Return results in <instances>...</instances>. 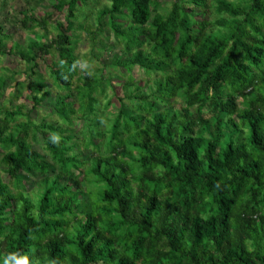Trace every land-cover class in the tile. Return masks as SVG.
Returning <instances> with one entry per match:
<instances>
[{"label": "trees", "instance_id": "trees-1", "mask_svg": "<svg viewBox=\"0 0 264 264\" xmlns=\"http://www.w3.org/2000/svg\"><path fill=\"white\" fill-rule=\"evenodd\" d=\"M56 1L66 15L50 41L10 45L0 24V57H21L34 107L51 95L36 71L44 57H57L49 76L66 91L55 97L60 122L0 108V166L11 181L0 172V264L12 253L39 264H264V0H214V21L196 18L209 0H174L167 13L154 0H110L99 28L105 21L126 55L113 66H139L154 86L142 92L129 77L135 104L120 99L108 135L89 130L88 167L65 132L76 103L83 119L98 115L105 82L92 72L76 80L69 33L88 0ZM47 17L22 21L47 27ZM4 85L0 75V97ZM179 96L185 106L174 107ZM39 135L47 154L32 144ZM30 176H41L35 198Z\"/></svg>", "mask_w": 264, "mask_h": 264}, {"label": "rangeland", "instance_id": "rangeland-1", "mask_svg": "<svg viewBox=\"0 0 264 264\" xmlns=\"http://www.w3.org/2000/svg\"><path fill=\"white\" fill-rule=\"evenodd\" d=\"M154 1L159 3L158 9L162 13H167L174 2V0ZM185 1L188 6L195 7L193 4H189L190 0ZM56 3V0H0V24L10 36L9 44L18 43L21 48H25L30 40L46 42L54 39L57 34L55 23L58 21L64 22L66 15V11H60L55 8ZM208 3L209 7L206 9L196 6V18L198 20L214 21L219 18L215 11V1L209 0ZM109 5L110 0H88L86 4H81L75 28L69 33L77 42L75 49L79 66L77 82L83 81L84 76L89 72L95 73L99 80L101 77V80L105 82V93L95 94L100 101L99 110L97 111L98 115L83 119L79 111V103H76L77 114L73 118L74 124L69 131L65 132L66 136H73V140L69 143V145L74 146L71 154L79 153L81 160L87 163V167L90 165L93 151L92 147L86 146L89 142V130L92 129L93 132H101L108 135L112 124L111 120L119 109L120 99H123L131 107L135 104L134 99L127 97L130 89L125 85L130 79L129 77L132 76L134 79L136 84L134 88L141 86L142 92L150 93L151 87L154 86L155 77L146 76L145 71L139 66H135L130 73L126 72L123 67L115 68L113 66L112 61L114 62L118 56L125 58L126 55L124 54V42L115 35L105 21H103L102 28H99L98 16L100 10ZM26 13L35 14V16L40 18L39 20L48 18L47 16L50 14L49 25L43 27L29 22L26 27L22 21ZM120 21L124 22L125 28L132 26L128 17ZM55 67H57V57L55 55H49L40 60V65L36 71L46 79L51 89V95L40 106L35 108L33 101L29 99V76L21 57L17 53L0 57V75L5 79L3 94L0 97V108L16 110L21 107L23 112L29 114L33 120L39 122L59 121L60 118L55 113V97L57 93H66V91L58 89L52 84L49 71ZM35 79L36 76L32 75L31 80ZM107 80H109L110 85L106 82ZM72 100L71 98L69 101ZM173 100L172 105L174 107L185 106L183 97L179 96ZM23 120H25V117ZM62 126L63 129L67 128L66 125ZM105 140H108V138L102 137L96 140L102 145L101 151L103 155L108 153L103 143ZM32 144L40 152L48 153L45 147V139L41 135ZM84 168L86 169V167ZM0 172L3 180L6 183H10L9 175L5 172L4 166H0ZM90 178L92 176L89 175L83 179L86 192L95 189L94 185L90 183ZM40 179L41 176H30L27 178V193L32 198H35L40 190Z\"/></svg>", "mask_w": 264, "mask_h": 264}, {"label": "clouds", "instance_id": "clouds-1", "mask_svg": "<svg viewBox=\"0 0 264 264\" xmlns=\"http://www.w3.org/2000/svg\"><path fill=\"white\" fill-rule=\"evenodd\" d=\"M12 260H15V264H39L38 260H30L28 255L18 257L17 253L10 254L7 258H5L3 264H10V261Z\"/></svg>", "mask_w": 264, "mask_h": 264}]
</instances>
